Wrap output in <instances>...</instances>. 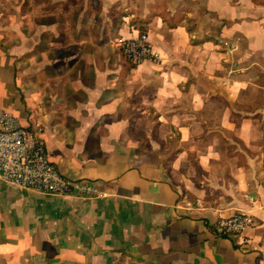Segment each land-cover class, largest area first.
Wrapping results in <instances>:
<instances>
[{
    "label": "crops",
    "instance_id": "obj_1",
    "mask_svg": "<svg viewBox=\"0 0 264 264\" xmlns=\"http://www.w3.org/2000/svg\"><path fill=\"white\" fill-rule=\"evenodd\" d=\"M7 1L0 112L98 195L0 179V264H258L214 225L241 212L264 233V6ZM139 33L155 56L134 68L118 41Z\"/></svg>",
    "mask_w": 264,
    "mask_h": 264
},
{
    "label": "built area",
    "instance_id": "obj_2",
    "mask_svg": "<svg viewBox=\"0 0 264 264\" xmlns=\"http://www.w3.org/2000/svg\"><path fill=\"white\" fill-rule=\"evenodd\" d=\"M118 46L134 68L155 56L145 33L121 38ZM0 179L9 185L49 196L88 199L98 195L89 181L64 177L50 161L40 131L23 127L7 112H0ZM259 229L253 216L241 212L221 218L214 225L218 237L232 238L241 248L256 247L257 263L264 264V233L255 237Z\"/></svg>",
    "mask_w": 264,
    "mask_h": 264
},
{
    "label": "rangeland",
    "instance_id": "obj_3",
    "mask_svg": "<svg viewBox=\"0 0 264 264\" xmlns=\"http://www.w3.org/2000/svg\"><path fill=\"white\" fill-rule=\"evenodd\" d=\"M14 1L15 0H13V3H14ZM31 1H33V0H31ZM35 1V0H34ZM255 1V3L257 4V5H260V6H264V0H254ZM9 2L7 1V0H0V7L1 8H5V10L7 9V8H9ZM8 10V9H7ZM6 12V14L8 13V11H5Z\"/></svg>",
    "mask_w": 264,
    "mask_h": 264
},
{
    "label": "trees",
    "instance_id": "obj_4",
    "mask_svg": "<svg viewBox=\"0 0 264 264\" xmlns=\"http://www.w3.org/2000/svg\"><path fill=\"white\" fill-rule=\"evenodd\" d=\"M37 1H39V0H35V1L33 0L32 2L35 3V2H37Z\"/></svg>",
    "mask_w": 264,
    "mask_h": 264
}]
</instances>
